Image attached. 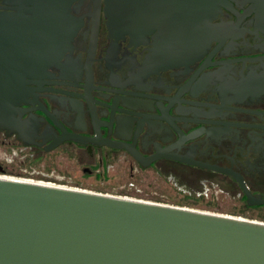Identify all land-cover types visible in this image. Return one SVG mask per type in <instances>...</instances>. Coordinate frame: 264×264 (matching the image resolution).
Segmentation results:
<instances>
[{"label": "flooded vegetation", "instance_id": "1", "mask_svg": "<svg viewBox=\"0 0 264 264\" xmlns=\"http://www.w3.org/2000/svg\"><path fill=\"white\" fill-rule=\"evenodd\" d=\"M105 8L106 0L39 1L34 25L51 43L31 50L35 5L0 0V83L19 86L0 152H59L86 173L152 170L246 203L242 181L264 199V0H224L209 39L185 46L158 28L116 31Z\"/></svg>", "mask_w": 264, "mask_h": 264}, {"label": "water", "instance_id": "2", "mask_svg": "<svg viewBox=\"0 0 264 264\" xmlns=\"http://www.w3.org/2000/svg\"><path fill=\"white\" fill-rule=\"evenodd\" d=\"M30 1L36 21L26 31L34 50L51 39L34 25L44 0ZM223 2L106 0L105 15L116 31L158 28L163 40L185 46L209 39ZM45 10L49 16L48 1ZM18 88L0 83L2 129L14 120ZM0 153V264H264V208H247L218 187L125 165L86 173L59 152L40 159L16 149ZM240 184L248 206L264 204Z\"/></svg>", "mask_w": 264, "mask_h": 264}, {"label": "trees", "instance_id": "3", "mask_svg": "<svg viewBox=\"0 0 264 264\" xmlns=\"http://www.w3.org/2000/svg\"><path fill=\"white\" fill-rule=\"evenodd\" d=\"M198 186H200V185H198V184H196V185H193V187H198ZM244 205L247 207V208H252V207H250V206H247V204L244 202ZM253 208H260L259 206H253ZM261 209V208H260ZM262 218H264V215H262L261 216Z\"/></svg>", "mask_w": 264, "mask_h": 264}, {"label": "rangeland", "instance_id": "4", "mask_svg": "<svg viewBox=\"0 0 264 264\" xmlns=\"http://www.w3.org/2000/svg\"><path fill=\"white\" fill-rule=\"evenodd\" d=\"M128 197V196H126ZM132 198H136V197H132ZM166 204H169V203H166ZM170 205H177V206H183V207H188V208H193V206H188V205H178V204H170ZM240 217V216H238ZM243 218H247V217H243Z\"/></svg>", "mask_w": 264, "mask_h": 264}]
</instances>
